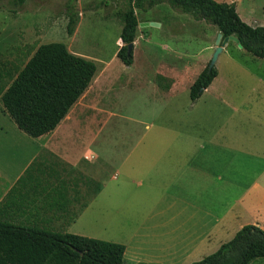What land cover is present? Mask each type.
<instances>
[{
	"label": "crops",
	"instance_id": "0c3cea01",
	"mask_svg": "<svg viewBox=\"0 0 264 264\" xmlns=\"http://www.w3.org/2000/svg\"><path fill=\"white\" fill-rule=\"evenodd\" d=\"M235 6L244 22L264 26V0ZM177 61L161 60L149 81L136 76L149 84V137L99 138L87 128L96 74L55 129L39 137L20 130L0 101V217L122 244L124 264H190L246 224L264 230V57L249 59L257 72L234 61L241 77L216 67L194 102L189 88L203 60ZM125 77L133 84L134 75ZM111 158L115 170L104 179ZM75 177L91 179L95 190ZM94 222L101 236L91 231Z\"/></svg>",
	"mask_w": 264,
	"mask_h": 264
},
{
	"label": "rangeland",
	"instance_id": "374dc122",
	"mask_svg": "<svg viewBox=\"0 0 264 264\" xmlns=\"http://www.w3.org/2000/svg\"><path fill=\"white\" fill-rule=\"evenodd\" d=\"M67 1L26 0L20 8L10 11L6 6L8 0H0V71H9L14 77L40 44L62 42L70 52L92 60L97 67L96 81L90 90L91 94L96 88L94 102L90 103L94 111H89L91 115L87 128L94 130L99 138L149 137L152 134L149 131V84L140 82L138 77L146 76L143 79L149 81V71L157 68L161 60L169 66L177 65V58L186 59V64L190 66L203 60L199 67H205L215 48L219 33L217 27L204 20H195L190 14L178 11L166 2L146 11L136 8L137 42L133 47L134 64L128 67L116 57L122 45L119 39L122 27L119 14L126 8L127 0L74 1L71 8L77 14V22L71 35L67 33ZM216 1L229 3L232 0ZM236 45L228 40L214 66L219 67L226 76L230 71H236L240 76L239 72L243 71L234 65V61L240 66H249L250 72H257L256 61H249L254 56ZM149 54L153 55V62H149ZM130 75L135 76L132 78L133 84L127 85L125 82L130 77L125 76ZM107 76L110 78L102 86ZM246 84L239 82V86ZM81 105L82 100L80 108ZM131 117L139 120L134 122ZM157 119L161 120L162 117ZM130 144L120 146L122 153L130 148ZM114 170V158H111L105 165L104 179L109 178ZM77 180L91 191L96 188L91 179ZM90 226L93 234L101 236L104 233L97 222ZM105 228L114 230L112 224H106ZM249 264H264V258Z\"/></svg>",
	"mask_w": 264,
	"mask_h": 264
},
{
	"label": "trees",
	"instance_id": "16d2710c",
	"mask_svg": "<svg viewBox=\"0 0 264 264\" xmlns=\"http://www.w3.org/2000/svg\"><path fill=\"white\" fill-rule=\"evenodd\" d=\"M25 1L8 0L6 6L15 11ZM74 1H67L69 35L77 22V14L71 8ZM235 1L127 0L126 8L119 14L122 45L116 57L125 66L133 62V49L128 52L127 45L136 37L138 19L135 9L146 11L166 2L195 20L216 26L222 39L230 35L237 37L244 51L263 58L264 26L253 27L244 22L236 11ZM208 64L190 85L191 102L200 97L217 75L216 67L209 69ZM96 71L92 60L70 52L62 42L40 44L14 77L9 71H0L3 110L27 135L42 136L55 129L67 115L90 85ZM1 207L2 202L0 211ZM124 250V245L119 243L16 224L0 217V264H124ZM258 258H264V230L257 225L246 224L214 253L190 264H249Z\"/></svg>",
	"mask_w": 264,
	"mask_h": 264
},
{
	"label": "water",
	"instance_id": "95a60500",
	"mask_svg": "<svg viewBox=\"0 0 264 264\" xmlns=\"http://www.w3.org/2000/svg\"><path fill=\"white\" fill-rule=\"evenodd\" d=\"M152 24H154V23H152ZM144 25H148V23H145ZM221 39H222V34H221V32H219L217 34V37L215 40V48H214L212 57H211L209 64H208L209 69L215 65V62H216V59H217L219 53L222 51L223 46L226 44V42L228 40L234 41L237 44V46L241 48V44L239 42V39L233 35H230L228 37L223 38L222 41H221ZM127 48H128V52L131 51L133 49V43H129L127 45Z\"/></svg>",
	"mask_w": 264,
	"mask_h": 264
},
{
	"label": "built area",
	"instance_id": "2783aa9c",
	"mask_svg": "<svg viewBox=\"0 0 264 264\" xmlns=\"http://www.w3.org/2000/svg\"><path fill=\"white\" fill-rule=\"evenodd\" d=\"M84 158H85V159H90L91 156H90V155H84Z\"/></svg>",
	"mask_w": 264,
	"mask_h": 264
}]
</instances>
